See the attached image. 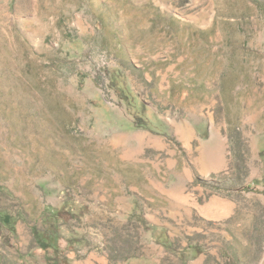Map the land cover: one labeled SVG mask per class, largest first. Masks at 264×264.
Returning a JSON list of instances; mask_svg holds the SVG:
<instances>
[{
    "label": "rangeland",
    "instance_id": "374dc122",
    "mask_svg": "<svg viewBox=\"0 0 264 264\" xmlns=\"http://www.w3.org/2000/svg\"><path fill=\"white\" fill-rule=\"evenodd\" d=\"M255 1L0 0V264H264Z\"/></svg>",
    "mask_w": 264,
    "mask_h": 264
},
{
    "label": "trees",
    "instance_id": "16d2710c",
    "mask_svg": "<svg viewBox=\"0 0 264 264\" xmlns=\"http://www.w3.org/2000/svg\"><path fill=\"white\" fill-rule=\"evenodd\" d=\"M255 3L264 11V4L260 1H255ZM250 188H246L249 190ZM77 217L71 210H66V208L59 210L57 212L46 211L42 215V228L33 227L32 233L37 247L49 252L54 251L56 257H63V259L68 260L63 256L59 243L62 240L61 227L67 226V219H72ZM230 264H235L231 262Z\"/></svg>",
    "mask_w": 264,
    "mask_h": 264
}]
</instances>
